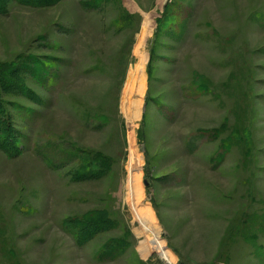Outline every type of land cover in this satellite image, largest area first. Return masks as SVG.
Returning <instances> with one entry per match:
<instances>
[{
    "label": "rangeland",
    "instance_id": "obj_1",
    "mask_svg": "<svg viewBox=\"0 0 264 264\" xmlns=\"http://www.w3.org/2000/svg\"><path fill=\"white\" fill-rule=\"evenodd\" d=\"M0 103V264H264V0H0Z\"/></svg>",
    "mask_w": 264,
    "mask_h": 264
},
{
    "label": "bare ground",
    "instance_id": "obj_2",
    "mask_svg": "<svg viewBox=\"0 0 264 264\" xmlns=\"http://www.w3.org/2000/svg\"><path fill=\"white\" fill-rule=\"evenodd\" d=\"M143 38L144 31L140 33L139 40ZM144 88L145 76L142 67L139 66L131 72L123 94V108L130 120L135 119L137 116V103H139V101L136 96L141 91H144ZM140 165L141 159L139 158L136 149L134 150L132 148L128 164L127 197L129 202L132 204L135 218L140 223L137 230L143 240L139 244V249L143 254H146L151 250H156L167 261L174 263L176 257L160 237L161 227L157 222L152 205L144 202L139 203L138 198L141 190L143 189L140 178Z\"/></svg>",
    "mask_w": 264,
    "mask_h": 264
},
{
    "label": "trees",
    "instance_id": "obj_3",
    "mask_svg": "<svg viewBox=\"0 0 264 264\" xmlns=\"http://www.w3.org/2000/svg\"><path fill=\"white\" fill-rule=\"evenodd\" d=\"M29 3H46L49 0H21ZM52 1V0H50ZM3 107L0 103V147L4 148L7 152L13 153L16 148V141L14 136H12V130L10 127V123H6L3 118L2 112Z\"/></svg>",
    "mask_w": 264,
    "mask_h": 264
},
{
    "label": "water",
    "instance_id": "obj_4",
    "mask_svg": "<svg viewBox=\"0 0 264 264\" xmlns=\"http://www.w3.org/2000/svg\"><path fill=\"white\" fill-rule=\"evenodd\" d=\"M147 182V181H146Z\"/></svg>",
    "mask_w": 264,
    "mask_h": 264
}]
</instances>
